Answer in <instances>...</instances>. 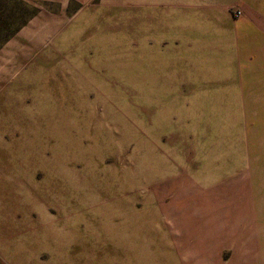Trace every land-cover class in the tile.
Instances as JSON below:
<instances>
[{"label":"rangeland","instance_id":"rangeland-1","mask_svg":"<svg viewBox=\"0 0 264 264\" xmlns=\"http://www.w3.org/2000/svg\"><path fill=\"white\" fill-rule=\"evenodd\" d=\"M98 1L0 47V264H264V0Z\"/></svg>","mask_w":264,"mask_h":264},{"label":"trees","instance_id":"trees-1","mask_svg":"<svg viewBox=\"0 0 264 264\" xmlns=\"http://www.w3.org/2000/svg\"><path fill=\"white\" fill-rule=\"evenodd\" d=\"M37 12L34 5L24 0H0V47Z\"/></svg>","mask_w":264,"mask_h":264},{"label":"crops","instance_id":"crops-1","mask_svg":"<svg viewBox=\"0 0 264 264\" xmlns=\"http://www.w3.org/2000/svg\"><path fill=\"white\" fill-rule=\"evenodd\" d=\"M27 2H31V0H24ZM69 0H64V4L66 5ZM80 5L88 3L90 0H76ZM101 2V3H100ZM183 0H137L133 4L135 5H143L149 6L153 11L156 10L158 7H170L172 5L178 4L182 5ZM98 3L105 4L102 0H99ZM219 0H208L209 5H219ZM228 3V2H227ZM159 9V8H158ZM159 11V10H158Z\"/></svg>","mask_w":264,"mask_h":264},{"label":"built area","instance_id":"built-area-1","mask_svg":"<svg viewBox=\"0 0 264 264\" xmlns=\"http://www.w3.org/2000/svg\"><path fill=\"white\" fill-rule=\"evenodd\" d=\"M235 14H238V11H235Z\"/></svg>","mask_w":264,"mask_h":264}]
</instances>
